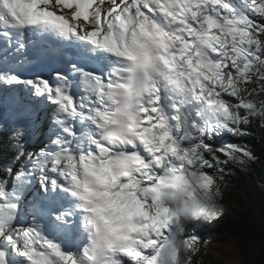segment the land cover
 <instances>
[{
    "label": "snow or ice",
    "instance_id": "obj_1",
    "mask_svg": "<svg viewBox=\"0 0 264 264\" xmlns=\"http://www.w3.org/2000/svg\"><path fill=\"white\" fill-rule=\"evenodd\" d=\"M257 120L264 0H0V264H191Z\"/></svg>",
    "mask_w": 264,
    "mask_h": 264
},
{
    "label": "trees",
    "instance_id": "obj_2",
    "mask_svg": "<svg viewBox=\"0 0 264 264\" xmlns=\"http://www.w3.org/2000/svg\"><path fill=\"white\" fill-rule=\"evenodd\" d=\"M244 132L242 136L226 134L223 140L247 146L252 158L245 159L243 166H231L232 175L226 177V184L221 187L222 215L210 224L199 226L198 233H207L205 236L217 248L232 246L241 259L240 264H264V225L254 213L255 207L264 208V194L255 180L259 177V182L264 183V122L254 121ZM7 145L8 134L0 133V164L8 163L15 155L7 150ZM217 254L220 260L221 250ZM206 261L204 264H208Z\"/></svg>",
    "mask_w": 264,
    "mask_h": 264
},
{
    "label": "rangeland",
    "instance_id": "obj_3",
    "mask_svg": "<svg viewBox=\"0 0 264 264\" xmlns=\"http://www.w3.org/2000/svg\"><path fill=\"white\" fill-rule=\"evenodd\" d=\"M32 72H29V71ZM19 73H22V78H29V79H35L37 76L40 77H44L47 78L46 74H40L38 73V71L36 70V64L32 65V66H26L22 69V71H20ZM54 75V73H51V77ZM50 79V78H49ZM42 140V139H41ZM259 177H257L255 180L257 181L258 185L261 187L262 193L264 194V183L259 182ZM264 208L261 207H255L254 209V213L256 215L257 221L264 225ZM207 234V233H205ZM205 234L203 235H199L200 239H201V244L199 246V252L196 255H193L191 257V264H204V262L206 260V262H210V264H240L241 263V259L238 256V254L232 250V246H224L222 248H217L214 246L213 243H211V238L209 239L208 236H205ZM207 242V245L205 246V243ZM221 250V255L220 256V260H218V254L217 251ZM214 256V258H212V256Z\"/></svg>",
    "mask_w": 264,
    "mask_h": 264
},
{
    "label": "bare ground",
    "instance_id": "obj_4",
    "mask_svg": "<svg viewBox=\"0 0 264 264\" xmlns=\"http://www.w3.org/2000/svg\"><path fill=\"white\" fill-rule=\"evenodd\" d=\"M41 114H43L42 115V117H44L45 118V116H46V113H45V111L44 110H42V109H37ZM47 122H48V120L46 119V120H42V119H40V120H37V123L39 124V127L36 129V131H37V133H38V130H40L41 128H44L46 125H47ZM45 134L47 133V130L44 132ZM37 142H38V144H41V141L40 140H37Z\"/></svg>",
    "mask_w": 264,
    "mask_h": 264
},
{
    "label": "clouds",
    "instance_id": "obj_5",
    "mask_svg": "<svg viewBox=\"0 0 264 264\" xmlns=\"http://www.w3.org/2000/svg\"><path fill=\"white\" fill-rule=\"evenodd\" d=\"M181 247H183V246L181 245ZM181 264H183V262H181Z\"/></svg>",
    "mask_w": 264,
    "mask_h": 264
}]
</instances>
